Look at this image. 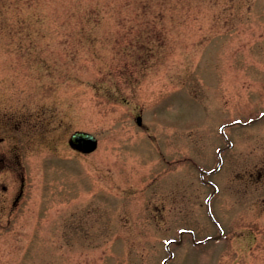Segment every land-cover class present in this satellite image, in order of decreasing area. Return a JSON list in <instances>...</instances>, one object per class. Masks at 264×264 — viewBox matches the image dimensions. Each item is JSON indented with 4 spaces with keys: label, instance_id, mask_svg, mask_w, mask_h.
<instances>
[{
    "label": "rangeland",
    "instance_id": "374dc122",
    "mask_svg": "<svg viewBox=\"0 0 264 264\" xmlns=\"http://www.w3.org/2000/svg\"><path fill=\"white\" fill-rule=\"evenodd\" d=\"M72 1L0 0V264H264V0L56 44Z\"/></svg>",
    "mask_w": 264,
    "mask_h": 264
},
{
    "label": "trees",
    "instance_id": "16d2710c",
    "mask_svg": "<svg viewBox=\"0 0 264 264\" xmlns=\"http://www.w3.org/2000/svg\"><path fill=\"white\" fill-rule=\"evenodd\" d=\"M39 1L42 3L44 0ZM209 1L73 0L74 11L68 9L69 12L66 10L57 14L53 9L51 14L49 10V19L65 27L62 34H57L56 44H96L107 41H111V44H166L163 35L174 23V17L178 14L189 17L204 2ZM103 15L112 20V33L101 31L105 26Z\"/></svg>",
    "mask_w": 264,
    "mask_h": 264
},
{
    "label": "water",
    "instance_id": "95a60500",
    "mask_svg": "<svg viewBox=\"0 0 264 264\" xmlns=\"http://www.w3.org/2000/svg\"><path fill=\"white\" fill-rule=\"evenodd\" d=\"M140 121V117H137L136 123L140 124ZM68 142L72 148L82 153H90L94 151L97 146L96 138L92 134L84 131L73 132L70 135Z\"/></svg>",
    "mask_w": 264,
    "mask_h": 264
},
{
    "label": "flooded vegetation",
    "instance_id": "af4514ba",
    "mask_svg": "<svg viewBox=\"0 0 264 264\" xmlns=\"http://www.w3.org/2000/svg\"><path fill=\"white\" fill-rule=\"evenodd\" d=\"M17 201V200H16Z\"/></svg>",
    "mask_w": 264,
    "mask_h": 264
}]
</instances>
